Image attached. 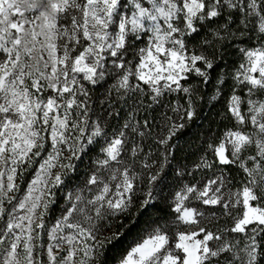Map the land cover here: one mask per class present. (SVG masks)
Returning <instances> with one entry per match:
<instances>
[{
    "label": "snow or ice",
    "instance_id": "snow-or-ice-1",
    "mask_svg": "<svg viewBox=\"0 0 264 264\" xmlns=\"http://www.w3.org/2000/svg\"><path fill=\"white\" fill-rule=\"evenodd\" d=\"M0 264H264V0H0Z\"/></svg>",
    "mask_w": 264,
    "mask_h": 264
},
{
    "label": "trees",
    "instance_id": "trees-1",
    "mask_svg": "<svg viewBox=\"0 0 264 264\" xmlns=\"http://www.w3.org/2000/svg\"><path fill=\"white\" fill-rule=\"evenodd\" d=\"M204 115L207 117L212 116V112L209 111V107L204 108ZM190 138L186 133L185 139ZM145 217H131L129 220L125 221L126 228L123 230L125 232L124 236L121 237L119 243L117 244L116 249H113L110 255L117 254L118 251L122 250L124 247H127L129 243L137 236L143 227V221Z\"/></svg>",
    "mask_w": 264,
    "mask_h": 264
},
{
    "label": "rangeland",
    "instance_id": "rangeland-1",
    "mask_svg": "<svg viewBox=\"0 0 264 264\" xmlns=\"http://www.w3.org/2000/svg\"><path fill=\"white\" fill-rule=\"evenodd\" d=\"M30 178V177H29Z\"/></svg>",
    "mask_w": 264,
    "mask_h": 264
}]
</instances>
